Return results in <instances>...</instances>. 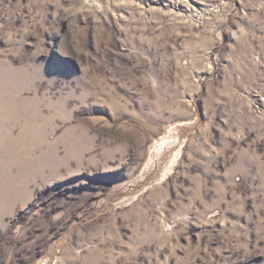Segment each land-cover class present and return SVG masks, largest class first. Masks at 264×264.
<instances>
[{
	"label": "rangeland",
	"instance_id": "1",
	"mask_svg": "<svg viewBox=\"0 0 264 264\" xmlns=\"http://www.w3.org/2000/svg\"><path fill=\"white\" fill-rule=\"evenodd\" d=\"M0 264H264V0H0Z\"/></svg>",
	"mask_w": 264,
	"mask_h": 264
}]
</instances>
